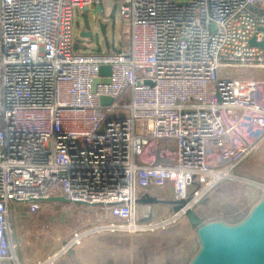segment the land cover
Segmentation results:
<instances>
[{"label": "built area", "instance_id": "2783aa9c", "mask_svg": "<svg viewBox=\"0 0 264 264\" xmlns=\"http://www.w3.org/2000/svg\"><path fill=\"white\" fill-rule=\"evenodd\" d=\"M118 1L127 43L82 53L75 13L102 0H0V263L16 262L13 217L57 210L51 197L91 210L97 233L166 230L184 210L143 223L139 198L198 206L264 142V50L250 44L264 0ZM88 234L23 264H55Z\"/></svg>", "mask_w": 264, "mask_h": 264}, {"label": "rangeland", "instance_id": "374dc122", "mask_svg": "<svg viewBox=\"0 0 264 264\" xmlns=\"http://www.w3.org/2000/svg\"><path fill=\"white\" fill-rule=\"evenodd\" d=\"M118 0H102L101 12L79 10L75 13L76 50L82 53L112 52L128 41V27L118 15ZM82 31L92 37L82 38ZM81 41L85 45H81ZM212 189L206 202L197 206L204 222L223 221L238 224L250 213L264 194V142L260 148ZM33 220L23 212L13 217V244L16 263L34 262L60 250L74 232H89L79 246H73L55 264H189L199 250L195 230L188 221H180L154 234L132 237L130 234H104L92 231L95 215L69 204ZM168 206L155 205L153 210L165 213ZM154 212V211H153ZM168 214L163 215L164 217ZM162 217V216H160ZM192 244L196 249L192 251ZM188 248V251L186 252ZM189 255V256H188ZM188 256V257H187Z\"/></svg>", "mask_w": 264, "mask_h": 264}, {"label": "water", "instance_id": "95a60500", "mask_svg": "<svg viewBox=\"0 0 264 264\" xmlns=\"http://www.w3.org/2000/svg\"><path fill=\"white\" fill-rule=\"evenodd\" d=\"M86 8L84 11H89ZM101 6L93 9L95 15L101 12ZM92 32L82 31V38H91ZM252 46H259L264 50V40L257 43L251 40ZM100 75H111V68L103 66ZM100 80H96L97 85ZM104 82H108L105 79ZM113 102L111 98L102 97L101 103L109 105ZM208 199V198H207ZM201 201L198 206L203 205ZM47 202L69 204V200L63 197H51ZM192 197L186 200L158 199L148 194L139 198L138 203L147 205L149 212L141 222H149L153 219V208L155 205H165L169 207V213H177L184 210L185 220L195 230L199 241V250L189 264H264V194L260 201L252 208L249 215L238 224H227L223 221L206 223L197 212V206L191 207ZM65 244V241H64ZM74 251H69L72 257Z\"/></svg>", "mask_w": 264, "mask_h": 264}, {"label": "crops", "instance_id": "0c3cea01", "mask_svg": "<svg viewBox=\"0 0 264 264\" xmlns=\"http://www.w3.org/2000/svg\"><path fill=\"white\" fill-rule=\"evenodd\" d=\"M153 211H154V218H157V217L163 216V215H165V214H168V213H169V207H167L165 213L158 212L156 209H154ZM191 246H192V248H191V253H192V251H195L196 246H195V244H192ZM187 251H188V248H187L186 252H187ZM196 253H197V252H195V255H196ZM188 256H189V255H188ZM188 256H187V257H188ZM193 258H194V257H193ZM193 258H192V259H193ZM0 264H23V262L21 261L20 263H16V262H15L14 260H12V259H7V260H5L4 262H1Z\"/></svg>", "mask_w": 264, "mask_h": 264}, {"label": "trees", "instance_id": "16d2710c", "mask_svg": "<svg viewBox=\"0 0 264 264\" xmlns=\"http://www.w3.org/2000/svg\"><path fill=\"white\" fill-rule=\"evenodd\" d=\"M107 46L110 47V50H108V53H111V52H112V51H111V50H112V46H111V44H107ZM121 47H122V46H119V48L115 49L116 52L119 51ZM97 52H101V51H97Z\"/></svg>", "mask_w": 264, "mask_h": 264}]
</instances>
